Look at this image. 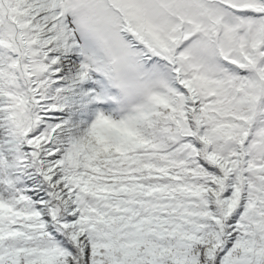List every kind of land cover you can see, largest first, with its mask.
Returning <instances> with one entry per match:
<instances>
[{"label":"snow or ice","instance_id":"1","mask_svg":"<svg viewBox=\"0 0 264 264\" xmlns=\"http://www.w3.org/2000/svg\"><path fill=\"white\" fill-rule=\"evenodd\" d=\"M0 264H264V0H0Z\"/></svg>","mask_w":264,"mask_h":264}]
</instances>
